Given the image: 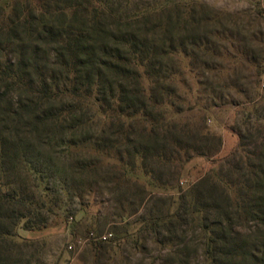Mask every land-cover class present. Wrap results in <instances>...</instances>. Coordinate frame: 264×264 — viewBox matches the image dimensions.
<instances>
[{
  "label": "trees",
  "instance_id": "trees-1",
  "mask_svg": "<svg viewBox=\"0 0 264 264\" xmlns=\"http://www.w3.org/2000/svg\"><path fill=\"white\" fill-rule=\"evenodd\" d=\"M126 6L128 0H0V264H23L19 226L48 221L49 183L33 184L32 176L54 158L66 159L62 194L82 199L87 192L90 205L105 193L97 204L113 208L91 239L94 263L114 259L127 243L144 252L151 242L176 264L199 249L202 264H264V93L245 85L241 92L252 97L245 96L250 110L242 108L234 128L237 147L177 196L154 194L127 175L139 160L154 184L169 186L179 164L219 151L221 137L205 115L180 119L193 107L181 106L178 63L186 56L191 66L208 67V57L220 73L216 61L232 28L240 35L244 25L193 0ZM241 46L250 64L261 57L251 81L258 87L264 44ZM218 78L213 86L206 77L212 93L237 86ZM107 224L108 236L98 238Z\"/></svg>",
  "mask_w": 264,
  "mask_h": 264
},
{
  "label": "rangeland",
  "instance_id": "rangeland-1",
  "mask_svg": "<svg viewBox=\"0 0 264 264\" xmlns=\"http://www.w3.org/2000/svg\"><path fill=\"white\" fill-rule=\"evenodd\" d=\"M175 1L183 0H128L129 6L126 7H128V11H133L141 6L160 4L161 2L167 4ZM193 1L232 14L235 20L237 19L238 22H241L240 24L244 25V28L239 33L240 35L235 34L236 28H232L233 36L224 44L227 51L222 55V58L216 61L223 64L220 73L218 68H209L214 67L215 63L208 57L205 58L208 60V67L201 66L199 63H194L195 66L193 64L191 66L188 57L179 58L177 89L181 97V106L184 109L188 106L193 107L191 111H184L180 115V119L190 118L199 121L205 115V123L210 132L221 137V146L219 151L212 156L213 158L193 155L188 161L179 164L180 176L176 182L172 181L169 186L154 184L151 176L142 170L139 160L133 169L127 168V175L130 178L143 184L150 192L162 196H177L180 190L187 189L207 170L212 167L218 168V164H214L213 161L226 156L237 147L238 137L234 128H237L236 125L243 120V109L245 114L250 110L247 108L249 104L245 96L250 97L251 95L241 91L246 88L245 85L247 84V87L250 85V89L258 92V96L264 93V75L260 76L258 87L251 86V81L256 80L255 65L258 62L261 63V57L256 54V63L250 64L248 59L243 57V53L240 54L238 51L242 47V43H251L253 47L264 44V0ZM2 4L5 3L2 1ZM218 75L226 81L232 79L234 82L236 80L237 86L227 87L224 91L218 89L217 92L212 93L206 85V77L213 82L212 85L214 86L222 81ZM65 160L63 158L58 161L54 158L49 164V169H40L32 176L33 184L36 183L37 178H43L42 186L44 183H49L51 196L49 205L53 206V210L51 214L46 213L50 217L46 224L40 228L25 230L19 226L16 229L15 239L20 243L19 246L23 252L21 255V257L23 256V264H176L165 256L164 250L160 252L151 242H148L144 252L135 251L130 243H127L115 253L114 259L107 261L105 258H101L98 263H94L89 252L91 239H96V236L99 235L98 229L104 221L103 217L110 214L113 208H106L108 205L106 202L101 206L97 204L107 197L105 193L102 194L103 198L97 194L95 204L90 203V205L87 203L93 198L87 192L82 199L62 194L57 185L59 184L58 181H62L65 176L62 172ZM37 182L40 183V180ZM141 213L142 211L137 215ZM135 216L129 218L131 225L136 219ZM109 227L108 224L105 226L102 236H108ZM135 227H137L136 224L129 227L130 232ZM202 261L203 256L199 249L198 253L193 255L186 264H202Z\"/></svg>",
  "mask_w": 264,
  "mask_h": 264
},
{
  "label": "built area",
  "instance_id": "built-area-1",
  "mask_svg": "<svg viewBox=\"0 0 264 264\" xmlns=\"http://www.w3.org/2000/svg\"><path fill=\"white\" fill-rule=\"evenodd\" d=\"M101 238H105V236H102Z\"/></svg>",
  "mask_w": 264,
  "mask_h": 264
}]
</instances>
